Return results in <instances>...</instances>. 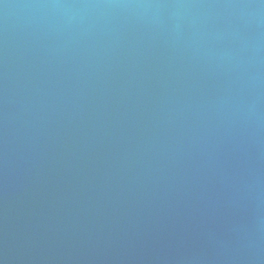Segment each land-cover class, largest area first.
<instances>
[{"label":"water","instance_id":"95a60500","mask_svg":"<svg viewBox=\"0 0 264 264\" xmlns=\"http://www.w3.org/2000/svg\"><path fill=\"white\" fill-rule=\"evenodd\" d=\"M0 264H264V0H0Z\"/></svg>","mask_w":264,"mask_h":264}]
</instances>
